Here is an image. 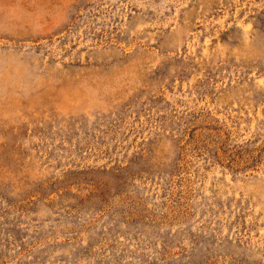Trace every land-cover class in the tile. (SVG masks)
<instances>
[{
    "label": "rangeland",
    "instance_id": "1",
    "mask_svg": "<svg viewBox=\"0 0 264 264\" xmlns=\"http://www.w3.org/2000/svg\"><path fill=\"white\" fill-rule=\"evenodd\" d=\"M0 264H264V0H0Z\"/></svg>",
    "mask_w": 264,
    "mask_h": 264
}]
</instances>
